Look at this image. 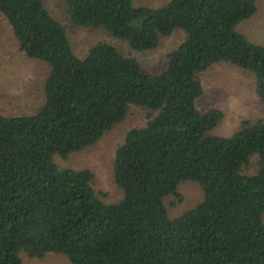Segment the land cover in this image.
I'll use <instances>...</instances> for the list:
<instances>
[{
	"label": "trees",
	"instance_id": "1",
	"mask_svg": "<svg viewBox=\"0 0 264 264\" xmlns=\"http://www.w3.org/2000/svg\"><path fill=\"white\" fill-rule=\"evenodd\" d=\"M72 28L102 31L132 52L157 48L180 31L165 68L147 71L108 41L79 57L64 24L43 0H0V16L27 59L47 67L43 105L0 114V264L49 254L70 264H264V120H246L229 137L210 135L223 112H202L200 75L226 63L252 75L264 111V44L239 28L258 0H61ZM131 107L149 112L115 152L119 201L103 203L89 169L54 158L95 145ZM203 194L171 217L178 187Z\"/></svg>",
	"mask_w": 264,
	"mask_h": 264
},
{
	"label": "rangeland",
	"instance_id": "2",
	"mask_svg": "<svg viewBox=\"0 0 264 264\" xmlns=\"http://www.w3.org/2000/svg\"><path fill=\"white\" fill-rule=\"evenodd\" d=\"M46 9L66 27L74 53L82 57L88 49L101 41H108L124 55L133 56L147 71L159 73L165 68L166 55L176 48L184 38L180 31L162 38L156 49L146 52H131L125 42L106 37L102 31L72 28L65 19L61 0H43ZM169 0H134L137 5L160 7ZM239 30L254 44H264V0H258L255 15L240 26ZM47 67L43 63L29 60L19 52L15 38L0 16V114L23 115L37 112L43 105V81ZM203 94L196 101L200 111L219 109L222 122L210 131V135L229 137L246 120L263 119L264 111L254 93L251 74L232 65H214L200 75ZM149 112L131 107L124 121L106 132L93 146L70 155L67 159L54 158L60 168L89 169L94 174L93 188L99 199L106 204L120 200L121 192L113 179V162L117 148L127 132L141 128L148 120ZM177 194L169 196L165 205L171 217L194 207L203 198L200 187L193 182L179 185ZM22 264H70L58 254H49L43 259H29L21 253Z\"/></svg>",
	"mask_w": 264,
	"mask_h": 264
}]
</instances>
